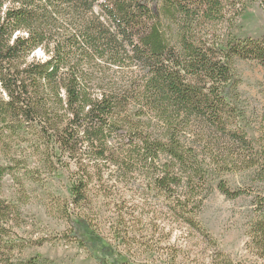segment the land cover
I'll list each match as a JSON object with an SVG mask.
<instances>
[{
  "label": "trees",
  "instance_id": "1",
  "mask_svg": "<svg viewBox=\"0 0 264 264\" xmlns=\"http://www.w3.org/2000/svg\"><path fill=\"white\" fill-rule=\"evenodd\" d=\"M253 2L264 11V0H0V181L18 163L14 141L30 138L40 164L75 168L68 223L90 226L92 183L110 197L111 181L136 176L200 232L214 188L231 200L245 194L225 175L249 173L264 186V118L255 143L238 126L233 69L241 59L264 72V36L209 42L197 31L232 25ZM256 202L248 248L264 264V187ZM18 216L0 201V235ZM13 249L0 243V264H14ZM211 264L244 263L217 251Z\"/></svg>",
  "mask_w": 264,
  "mask_h": 264
},
{
  "label": "rangeland",
  "instance_id": "2",
  "mask_svg": "<svg viewBox=\"0 0 264 264\" xmlns=\"http://www.w3.org/2000/svg\"><path fill=\"white\" fill-rule=\"evenodd\" d=\"M230 23L202 25L197 31L209 42L224 41L228 35L240 41L264 36V11L258 2L247 5ZM233 69L244 112L238 126L256 143L263 128L264 72L257 62L241 59L234 60ZM29 140L14 141L12 158L18 163L0 181V201L19 211V227L0 235L1 244H14V264L32 257L51 264H211L217 251L232 261L261 264L248 248V232L257 216L256 195L264 186L249 173L223 177L231 190H245L241 198L227 199L213 189L196 218L200 232L177 221L176 203L145 189L143 178L136 176L128 184L111 181L110 197L103 190L97 193L92 183L91 209L83 214L90 221L86 227L76 222L71 204L74 166L50 169L40 164ZM66 205L68 215H74L71 223L64 214Z\"/></svg>",
  "mask_w": 264,
  "mask_h": 264
}]
</instances>
